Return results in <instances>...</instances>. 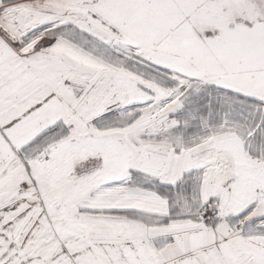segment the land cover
<instances>
[{"label": "snow or ice", "instance_id": "snow-or-ice-1", "mask_svg": "<svg viewBox=\"0 0 264 264\" xmlns=\"http://www.w3.org/2000/svg\"><path fill=\"white\" fill-rule=\"evenodd\" d=\"M0 264H264V0H0Z\"/></svg>", "mask_w": 264, "mask_h": 264}]
</instances>
